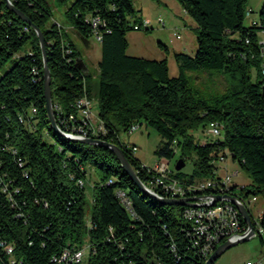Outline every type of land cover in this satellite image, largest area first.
<instances>
[{"label": "trees", "instance_id": "trees-1", "mask_svg": "<svg viewBox=\"0 0 264 264\" xmlns=\"http://www.w3.org/2000/svg\"><path fill=\"white\" fill-rule=\"evenodd\" d=\"M10 1L43 33L52 103L58 102L69 111L70 104L84 93L83 81L91 98L93 76L80 74L86 68L78 61L79 53L63 26L50 21L47 0ZM176 1L196 24V50L193 56L174 53L178 75L172 77L166 58L127 54V33L142 21H130L132 0H54L60 6L70 3L64 13L66 22L85 41L92 36L86 17L99 16L105 23L97 64L98 116L107 129L101 138L121 149L143 183L147 176L139 170L141 162L119 137L133 122H143L157 133L160 141L154 154L158 158L172 159L175 154L171 146L177 143L179 159L192 166L190 173L183 168L173 170L184 181L215 175L218 166L214 161L226 150L251 179L250 187L240 188V193L264 200V75L257 36L260 31L264 38V4L258 23L246 27L248 0ZM63 40L73 48L77 63L67 64L61 56ZM158 45L168 53L165 45ZM12 57L15 60L5 69ZM32 67L38 70V82L33 81ZM211 69L221 72L226 88L208 98L193 87L192 76L187 73ZM43 94L38 38L0 0V146L16 149L29 174V179L23 178L16 156L0 151V174L14 178L20 189L16 200L26 216L25 221L15 218L0 191V239L14 246L16 264H55L52 256L64 247L81 249L85 245L90 247L85 264H204L188 248L184 207L163 205L144 195L109 149L57 135L50 128ZM30 107L36 109L34 122L31 126L21 124L18 114H26ZM211 122L222 125V140L201 143L190 134V130ZM46 136L55 143H48ZM87 167L95 176L90 229L85 220L87 192L75 183L85 179ZM109 180L113 183L107 184ZM118 189L126 193L135 217L119 203L115 196ZM259 224L263 233L256 237L264 256V214ZM171 243L176 246V255L170 251ZM0 264H9L1 251Z\"/></svg>", "mask_w": 264, "mask_h": 264}, {"label": "built area", "instance_id": "built-area-1", "mask_svg": "<svg viewBox=\"0 0 264 264\" xmlns=\"http://www.w3.org/2000/svg\"><path fill=\"white\" fill-rule=\"evenodd\" d=\"M251 10L247 11L249 15ZM84 21L90 25L91 35L97 43H101L103 28L105 23L99 16H88ZM157 22L161 27H165L163 19L159 16ZM55 23L59 24L57 21ZM152 23L150 21L142 20L140 24H135L133 29L135 31L146 30L150 28ZM108 31V30H106ZM175 39H180L178 33H174ZM258 46L260 50V56L263 59L262 74L264 75V38L258 39ZM32 55V53H29ZM61 56L67 64L77 63V57L74 55V50L71 45L63 40L61 43ZM87 70L84 69L80 73L83 77ZM31 73L34 75L33 81L38 82L36 78L38 70L36 67L31 68ZM83 81V95L76 98L72 104H70V110L64 111L58 102L53 104V110L56 117V122L59 130L65 136L85 137L91 139H102V136L107 134L103 122L100 120L98 114L93 111L94 103L85 93V85ZM36 116V109L30 107L26 114H18V121L21 124L30 125L34 122ZM142 124L140 122H133L128 127V133H132L140 128ZM33 128V127H31ZM208 134L212 136L211 139H199L201 143H205L210 140H217L223 132V127L218 122H211L208 124ZM103 140V139H102ZM134 154L137 150L136 146L127 145ZM174 154L177 152V143L171 146ZM0 151L9 152L11 155L16 156L15 161L19 168H21V175L25 179H29L28 171L24 168L25 161L17 155L16 149L7 145H1ZM230 156L226 150L218 154V157L214 162L223 163L224 168L218 167L216 174L212 177L196 179L193 181H184L177 178L170 169H168L169 159L164 157L158 158L153 166L149 167L144 164H140V172H144L147 176V181L144 183L153 193L160 197H167L173 199H193L191 203L194 206L184 207L183 217L187 222V227L184 228L185 235L188 240V248L193 252V255L205 262L209 255L213 252L216 246L226 240H237L245 232L246 226L240 215L239 210L235 205L221 199L215 203L212 202V196L226 195L236 196L248 209L251 202L255 201L256 197H245L240 193V188L232 182V177L238 174L236 170L233 175L227 173L226 160ZM231 158V157H230ZM232 160V159H231ZM1 167V164H0ZM219 171H222L220 174ZM138 171H136L137 173ZM71 180H74V174L69 175ZM75 183L80 188L86 189L85 179H76ZM113 180H109L107 184H112ZM0 191L3 193L10 205L14 210L15 218H22L25 221V213L21 210V206L16 200V196L20 194L19 187L15 184L14 178L8 177L6 174H0ZM115 196L117 197L121 206L128 212L131 217H135L132 205L128 199L126 193L123 190H116ZM24 203V202H22ZM44 206H47L44 203ZM251 215V214H250ZM255 223V236L257 233H263V228L260 226L259 221L253 219ZM88 229L91 228V222H87ZM89 245H85L83 248L78 249L75 247H64L58 254H55L51 258V262L55 264H82L84 258H86L89 252ZM0 251L8 256L9 264H16L13 259L14 246L0 239ZM170 251L176 255V246L171 243ZM86 255V256H85ZM247 264H252L247 262ZM257 264H263V260H259Z\"/></svg>", "mask_w": 264, "mask_h": 264}, {"label": "rangeland", "instance_id": "rangeland-1", "mask_svg": "<svg viewBox=\"0 0 264 264\" xmlns=\"http://www.w3.org/2000/svg\"><path fill=\"white\" fill-rule=\"evenodd\" d=\"M49 8L51 10L52 19L56 20L59 24L63 26L64 31L67 33L68 37L73 41L79 56L85 63L89 73L92 74L93 79L91 83V98L94 103L93 111L98 114V103H97V93H98V68L97 64L100 60L101 51L100 44L97 43L91 36L87 41L81 40L76 37L75 34L70 29V25L66 22L65 10L69 7L70 3L66 5H57L54 0H47ZM264 4V0H248L247 9L252 12L245 16L244 25L250 27L253 24H257L259 21V11ZM132 7L134 10L133 15H130V21L144 20L150 21L152 25L150 26V31H130L127 33V40L129 43L128 54L134 57H146L153 60H159V53L162 51L159 48L158 43L163 45H168L170 47V54L167 55L169 74L172 77L178 75V70L173 58L174 53H184L193 56L196 50V35L195 29L196 24L184 13L181 6L176 0H132ZM161 17L164 21L165 27H161L157 18ZM174 33L180 35V39H175ZM259 39L263 38L262 32H257ZM15 57H12L8 66V69L12 65ZM188 76H192L191 83L193 87L202 92L205 97H211L214 95L221 94L226 88V81L223 78L219 70H194L187 73ZM252 75L255 78L257 75V69L254 67L252 69ZM141 126L138 130L128 133L120 132L119 137L126 144L133 145L137 147L134 156L142 164L146 166H153L157 161L158 157L154 154L160 138L157 133L149 126L141 122ZM208 125L204 127H198L190 130V134L194 138L198 139H211L208 132ZM47 137V141L50 144H54L55 141L51 137ZM223 139V132L218 137ZM181 153L180 147L175 153L174 157L169 160L168 169L174 170L175 163L179 159ZM221 169L224 168L223 163H216ZM227 173L233 175L237 170L238 174L232 177V182L238 187H250L251 179L248 173L241 168L237 162H233L230 156L226 160ZM86 192H87V207H86V222L90 221L91 216V195H92V185L95 181V176L93 170L90 167L86 168ZM192 166L187 163L183 168V172L190 173ZM175 171V170H174ZM221 174L222 171H219ZM249 199L254 197L253 195L248 196ZM250 214L253 219L260 221L262 214H264V200L261 197H256L255 201L251 202L249 205ZM86 256V255H85ZM85 259L82 264H85ZM263 260L264 256L259 244V239L256 236L249 238L248 240L238 243L228 250H226L215 262L214 264H247L251 262L252 264H257L259 260Z\"/></svg>", "mask_w": 264, "mask_h": 264}, {"label": "water", "instance_id": "water-1", "mask_svg": "<svg viewBox=\"0 0 264 264\" xmlns=\"http://www.w3.org/2000/svg\"><path fill=\"white\" fill-rule=\"evenodd\" d=\"M6 3V7L14 13L17 17H19L21 20H23L27 25L31 27V29L35 32L40 50L42 55V61H43V92H44V100H45V109H46V116L48 118V122L50 125V128L60 137L69 140L74 143H81L85 145H96L100 147H104L109 149L117 158V160L120 163V166L123 168L124 172L127 174V176L132 180V182L138 187V189L147 197L150 199L161 203L163 205H176V206H183V207H190L194 206L191 201L196 200L198 198L193 199H173V198H167V197H160L153 193L139 178L136 171L133 169L121 149L116 146L113 143H110L108 141L102 140V139H91V138H85V137H74V136H65L58 128L55 113L53 110V103H52V97H51V77L50 72L47 64V53H46V45L44 42V36L41 30L27 17L24 15L20 10H18L10 0H4ZM261 95L264 99V86L261 88ZM185 162L182 159H178L175 163L174 170L176 172L180 171L182 168H184ZM225 199L226 201L232 203L236 206V208L239 210L240 215L243 219V222L246 226L245 232L241 235V237L237 240H226L215 247L213 252L209 255L207 260L204 262V264H214V262L229 248L232 246L244 242L248 240L249 238L255 236V229L253 225V221L251 218V215L244 205L243 201H241L236 196H229L226 195L224 197L221 196H212V202L215 203L221 199Z\"/></svg>", "mask_w": 264, "mask_h": 264}, {"label": "crops", "instance_id": "crops-1", "mask_svg": "<svg viewBox=\"0 0 264 264\" xmlns=\"http://www.w3.org/2000/svg\"><path fill=\"white\" fill-rule=\"evenodd\" d=\"M56 21V20H55ZM71 29V28H70ZM72 30V29H71ZM72 32L75 34V36L76 37H79L81 40H83V41H85L84 39H82L79 35H77L76 34V32L75 31H73L72 30ZM72 41V40H71ZM73 42V41H72ZM87 44H89L88 43V41H85ZM166 47H167V49H168V53L167 54H165L163 51H161L159 54V60H161V59H163V58H166L167 59V55H169L170 54V47L168 46V45H165ZM128 49H129V43H128ZM128 49H127V54H128ZM78 52V51H77ZM144 58H146V57H144ZM148 59H150V58H148ZM78 61L81 63V66H83L84 68H86V70H87V72H89L88 71V69H87V67H86V65H85V63L83 62V60L81 59V57L80 56H78ZM167 61H168V59H167ZM169 66V65H168ZM121 140V139H120ZM122 141V140H121ZM122 142H124V141H122Z\"/></svg>", "mask_w": 264, "mask_h": 264}]
</instances>
